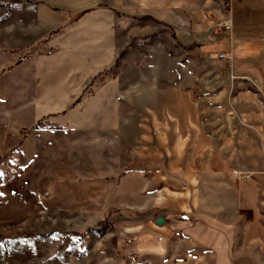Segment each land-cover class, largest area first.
I'll return each mask as SVG.
<instances>
[{
    "label": "rangeland",
    "instance_id": "rangeland-1",
    "mask_svg": "<svg viewBox=\"0 0 264 264\" xmlns=\"http://www.w3.org/2000/svg\"><path fill=\"white\" fill-rule=\"evenodd\" d=\"M238 4L192 0L179 13L194 27L178 31L125 0H0V264H189L150 250L183 198L168 189L182 178L152 167L183 151L190 106L219 119L232 90L254 88L200 52L235 50ZM180 85L191 101L171 93ZM216 124L191 126V145L199 135L225 156L235 137ZM235 171L215 180H247Z\"/></svg>",
    "mask_w": 264,
    "mask_h": 264
},
{
    "label": "crops",
    "instance_id": "crops-1",
    "mask_svg": "<svg viewBox=\"0 0 264 264\" xmlns=\"http://www.w3.org/2000/svg\"><path fill=\"white\" fill-rule=\"evenodd\" d=\"M125 1L157 21L171 26L184 25L181 30L177 28L178 31L194 27L179 13L192 0ZM213 1L221 5L223 0ZM226 1L230 5V0ZM244 1L239 0L236 10H253L255 13L242 11L238 14L242 24L236 33V48L231 52L233 70L230 75L237 80L235 87L254 88L252 91L248 88L232 90L229 106L218 107L224 114L219 119L207 120L202 116L206 106H190L196 115L195 119L190 115L182 118L183 128L188 130L187 135H182L183 151L178 154L167 152L166 163L152 167L163 171L164 176L182 178L180 188L168 189L182 190L183 198L166 211L169 216H161L164 224L156 226V242L150 244L151 251L169 254L168 260L181 258L176 260L177 263L264 264V25L256 24V20L264 18V0H253L261 5L260 8L246 7ZM190 9L196 10L193 6ZM217 11L222 15L221 8ZM197 15L200 13L188 14L189 17ZM251 15L252 24H244ZM211 45L200 47L205 59L222 52L212 50ZM205 76L201 78L198 74L197 80H205ZM171 93L176 97L180 93L191 101V91L182 85L172 88ZM150 95L153 94L150 92ZM206 123H217L215 127H227L233 133L235 139H230L231 146L225 156L208 151L207 138L199 135L191 145V126L197 124V128H205ZM232 169L248 174L249 178L243 183L215 180L229 176L227 172ZM133 176H141V173H133ZM122 188L126 187L123 185ZM155 189L157 194L166 188ZM136 198L137 195L135 201ZM160 213L165 212L160 210ZM243 216L244 227L238 232V222ZM178 217L182 220L176 219Z\"/></svg>",
    "mask_w": 264,
    "mask_h": 264
},
{
    "label": "built area",
    "instance_id": "built-area-1",
    "mask_svg": "<svg viewBox=\"0 0 264 264\" xmlns=\"http://www.w3.org/2000/svg\"><path fill=\"white\" fill-rule=\"evenodd\" d=\"M221 26L224 28L225 32L231 33L232 25H231L230 20L229 21L222 22ZM216 57L219 60L227 61L229 63V65H231V53H222V52H220V53H217L216 54ZM233 173L237 177H240V178H243V179H248L249 178L248 175H243V174H240V173H238L236 171L233 172Z\"/></svg>",
    "mask_w": 264,
    "mask_h": 264
},
{
    "label": "trees",
    "instance_id": "trees-1",
    "mask_svg": "<svg viewBox=\"0 0 264 264\" xmlns=\"http://www.w3.org/2000/svg\"><path fill=\"white\" fill-rule=\"evenodd\" d=\"M35 129H38V123L35 124L34 126V130ZM31 132V131H30ZM12 248L13 249H23V250H26V248L24 246H21L19 243H17L16 241H13L12 244H11Z\"/></svg>",
    "mask_w": 264,
    "mask_h": 264
},
{
    "label": "flooded vegetation",
    "instance_id": "flooded-vegetation-1",
    "mask_svg": "<svg viewBox=\"0 0 264 264\" xmlns=\"http://www.w3.org/2000/svg\"><path fill=\"white\" fill-rule=\"evenodd\" d=\"M242 11L245 12V13L247 12L246 10H235V12H237V13H239V14H240ZM252 11H253V10H251V12H250V11H248V12L251 13V14L255 13V12H252ZM243 12H242V13H243ZM248 12H247V13H248ZM252 16H253V15L249 16V19L247 18V19H248L247 21H251V20L253 19ZM254 19H255V18H254ZM254 21H255V20H254ZM256 21H257V20H256ZM263 21H264V20H263ZM230 22H231V25H232V27H233V24H232L231 18H230ZM258 23H259V22H258ZM235 36H236V35H235ZM234 38H237V37H234Z\"/></svg>",
    "mask_w": 264,
    "mask_h": 264
},
{
    "label": "water",
    "instance_id": "water-1",
    "mask_svg": "<svg viewBox=\"0 0 264 264\" xmlns=\"http://www.w3.org/2000/svg\"><path fill=\"white\" fill-rule=\"evenodd\" d=\"M164 224V218H162V217H158L157 219H156V225L157 226H162Z\"/></svg>",
    "mask_w": 264,
    "mask_h": 264
}]
</instances>
